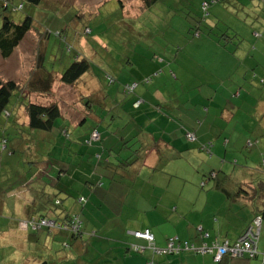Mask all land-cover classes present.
I'll list each match as a JSON object with an SVG mask.
<instances>
[{
    "label": "crops",
    "instance_id": "crops-1",
    "mask_svg": "<svg viewBox=\"0 0 264 264\" xmlns=\"http://www.w3.org/2000/svg\"><path fill=\"white\" fill-rule=\"evenodd\" d=\"M210 1L198 0L194 20L187 17L181 24L178 22L177 35H172L169 41L157 43L153 39L150 46L138 50L135 47L125 62H119V72L121 67L128 70L127 79L117 76L122 84L105 91L86 85L85 96L94 95L101 100L97 106L90 105V113L82 105L81 110L73 108L71 112L81 116L79 121H73L62 112L75 128L87 118L95 117L96 129L102 127L101 148L71 145L75 152L69 153V179L57 173L55 164L42 159L29 163L36 168L28 167L26 174L25 169L19 170L22 176L13 167L5 176L2 173L0 195L3 191L5 195L0 200L2 255H6L7 245L8 255L21 251L22 261L16 260V264H147L149 260L153 264H262L260 255L251 260L224 257L220 262L210 254L191 251L158 255L147 248L146 242L129 234L148 229L156 248H163L170 237L199 246L197 233L201 228L209 234L203 243L232 244L248 228V222L258 216L259 204L255 200L226 197L215 188L217 180L210 176L213 173L220 179L223 173L230 174L240 185H249L250 168L227 169L224 164L227 154L236 153L243 145L248 148L256 145L254 154L264 156V0H224L213 4L207 19L199 21L200 29L192 31L195 19L201 15V4ZM138 3L133 8L146 10ZM212 31L230 36L221 40ZM37 46L36 40L32 65ZM32 65L22 83L30 77ZM153 72L159 73L150 83L140 82ZM134 82H138L134 93L125 95L123 85ZM22 112L20 107L14 109L16 121L26 123L24 113L25 120L19 119ZM7 126L1 120L0 129L5 131ZM248 130L261 136L251 140ZM187 133L195 134L196 140L189 142ZM20 142L22 139L15 136L11 144ZM203 144L208 147L200 151ZM100 150L103 154L97 164ZM125 158L137 163L114 167V162ZM257 173L264 178V171ZM15 174L20 181L16 186L10 181ZM189 176L194 182L200 181L201 191L189 187ZM50 190L55 195L46 199ZM81 195L87 199L82 210L76 201ZM57 199L61 204L52 214L50 209ZM114 205L119 207L121 222H113L117 215L109 208ZM125 205L129 209L123 214L120 208ZM147 211L157 219H143L141 214ZM73 214H80L82 221V233L77 236L46 231L31 233L17 225L34 215L63 218ZM133 244L142 246L144 251L134 254L130 247ZM257 250L264 253L259 239Z\"/></svg>",
    "mask_w": 264,
    "mask_h": 264
},
{
    "label": "rangeland",
    "instance_id": "rangeland-1",
    "mask_svg": "<svg viewBox=\"0 0 264 264\" xmlns=\"http://www.w3.org/2000/svg\"><path fill=\"white\" fill-rule=\"evenodd\" d=\"M138 2L139 0H42L38 6H29L24 3L23 10L11 13V17L15 22H21L26 15H30L33 18L34 28L64 31V36H68L69 41L67 43L69 46L74 51L82 53L91 64L90 71L82 76L80 79L82 81L79 82L77 87L64 86L56 82L52 87L53 96L45 101L32 96V102L48 103L50 101H58L62 112L67 114V118L79 121L81 117L79 113H72L71 111L73 108L81 110L79 99L81 95H85L87 87L90 89L94 85L96 91H105V89L111 90L122 84L123 81H120L117 76L127 79L125 74L128 73V70L121 67V72H119L117 70L120 66L119 62H125L127 57L132 55L131 51L135 47L138 50L139 47L143 49L150 46L149 42L153 39L157 43L169 41L171 36L179 30L176 24L178 22L181 24L187 17L194 20L199 6L198 0H160L149 10L138 11L136 8H133L137 4L139 5ZM165 11L170 14H165ZM76 16L79 19L74 20ZM1 24L2 19L0 17V26ZM85 28L90 30L88 34L84 33ZM250 35L253 36V32H250ZM36 40V33L34 31L29 32L26 34L23 43L15 50L11 57L8 59L0 57V77L5 79L12 78L11 80L16 82L23 81L32 65L33 49ZM47 41L49 45L47 54L49 55L46 57L45 66L50 67L54 71L60 70V68L65 67L70 62L72 55L67 54L60 41L53 38V36L48 38ZM137 41H140L142 44H138ZM61 56H63V59H60ZM114 64H116V69ZM106 74H113L117 77L114 84L110 85L107 83L104 79V75ZM14 105L16 108L18 107L17 102ZM19 116H21L19 117L20 121L25 120L23 112ZM252 118L257 122L254 116ZM95 119L97 118H87L83 124L76 128L68 119H65L63 124L66 126L69 135H71L70 141L75 142L74 138L81 140L88 138L91 130L97 127ZM3 122L6 124L7 120L3 118ZM99 130H102V127ZM13 132V127L5 131L0 129V154L3 155V161L2 163L0 162V179L3 178L2 173L5 176L11 167L14 168V171L16 170L18 175L22 176L19 170L25 169L24 174H26L28 167L36 168L34 164L29 163L39 162L38 160L41 159L46 160L45 163H47L50 158L57 157L55 154L58 152L57 145L53 148L54 143L49 142V140L36 141L40 135L43 137L40 131L34 130L30 136L26 133V135L23 134L20 137V140L22 139V142L19 143L20 145L11 144L16 136L15 134L13 135ZM248 132L251 135V140L256 136H261L255 135L251 130H248ZM52 135L56 137V135ZM6 139L10 142L6 144L2 143V140ZM72 146L87 149L80 142L77 144L72 143ZM255 149L256 145L250 148L245 145L240 146V150L236 153L227 154L228 157H226V163L224 164L228 165L227 169H232V167L238 169L250 168L255 171L253 172V176H256L258 175L257 170L264 171V168H262L264 166V162H262L264 156H260L258 153L257 155L254 154ZM70 152H75V149H69ZM68 157L69 159L71 158L70 156ZM197 162L200 163V161ZM234 162L235 164L233 165ZM190 165L191 163L189 162ZM2 170L3 172H1ZM173 170L176 171L178 169L173 168ZM14 176H11L12 180L10 181L15 186L19 185V177L16 174ZM187 182L189 187L195 186L199 189L200 181L194 182L192 177L189 176ZM8 183L10 182L8 181ZM174 183L181 182L174 180ZM199 190L201 191V189ZM46 195L48 196H46V199H52L55 193L50 190ZM3 198L5 199L4 191L0 195V200ZM109 209L113 214L117 215L113 219V222H121L122 220L118 215V205L111 206ZM128 209L129 207L125 205L120 208V211L126 214ZM147 213L149 212H142L141 216L143 219H157L156 216ZM245 219L248 220V217ZM252 222L253 220H250L247 227H252ZM9 235L5 237L8 238ZM14 235L12 237H15ZM18 236L21 237V234L18 233ZM259 243L260 246H264V221L260 228ZM4 249L7 252L5 256L2 255V251L0 252L2 255H0V264H16V260L22 261V256H20L21 251L17 253L19 256L16 258L17 255H14V253L12 255L7 254L10 253L7 245H5ZM25 264L31 263L26 262Z\"/></svg>",
    "mask_w": 264,
    "mask_h": 264
},
{
    "label": "trees",
    "instance_id": "trees-1",
    "mask_svg": "<svg viewBox=\"0 0 264 264\" xmlns=\"http://www.w3.org/2000/svg\"><path fill=\"white\" fill-rule=\"evenodd\" d=\"M141 2L142 7L145 9L153 7L157 2L160 0H139ZM224 0H211L210 2H203L200 7L201 15L196 18V24L192 31L199 30L200 25L203 20L207 19L209 16L208 9L211 5L216 3H221ZM42 0H0V17L2 19V24L0 26V57L3 59H8L13 55L14 50L19 46L20 42L25 38L26 34L29 32L34 31L36 33V38L38 41L37 51L35 53L34 63L30 70V77L25 83L16 82L11 80L12 78H2L0 77V122L3 121V118L7 120L8 130L10 127H13V135L15 134L20 138L23 134L31 135L32 131H40L43 137L40 135L36 141H43L49 140V142L54 143V146L57 145L58 152L56 154V158H50L49 161L55 164L58 167L57 173L60 176L69 179V175H67L70 171L69 167L70 159L68 156L69 149L72 143L77 144L80 142L82 146L85 148H91L94 146L100 147V143L102 141L101 133L99 132L98 128L93 129L88 138L84 139H76L74 138L75 142L70 141L71 135L64 126L65 119L63 117V113L58 101H50L46 103L41 102H32L30 100L31 96H36L38 99L46 100L49 97L53 96V84L58 82L64 86L70 87H77L82 76L87 74L91 69V64L89 60L80 52L74 51L69 44L67 43L68 36H64V31L59 30H50V29H37L33 26V18L30 15H26L21 22H15L12 17L11 13L16 11H21L24 9V3L29 6H38ZM205 4V6H204ZM79 19L76 16L74 20ZM200 21V22H199ZM198 22V23H197ZM200 24V25H199ZM89 29L85 28L84 33L88 34ZM197 31H195L197 33ZM214 36L218 39H224L225 35L229 37L230 35L225 32H216L212 31ZM220 34V35H218ZM56 38L60 41V44L63 46V49L66 50L67 54L72 55L70 62L65 66L57 70L56 72L52 70L50 67L45 66L46 57L49 55V45H48V38L52 37ZM71 52V53H70ZM63 59V56L60 59ZM60 71V72H59ZM59 72V73H58ZM159 72H153L151 75L144 77L140 82L143 84H148L152 81L153 78L157 77ZM107 83L112 85L115 83L117 77L111 74L104 75ZM80 80V81H79ZM133 88H130L133 86ZM138 82L134 83H127L123 85V93L125 95H131L134 93ZM83 109L86 112H89V107L92 103L99 105L101 103L100 98L97 96L92 95H81L79 99ZM11 102V103H10ZM17 102L18 107L23 109V113L27 118L26 123H19L16 121V117L14 114L15 103ZM97 108V107H95ZM94 108V109H95ZM96 110V109H95ZM90 113V112H89ZM12 120H10V118ZM9 118V119H8ZM85 120V119H84ZM85 122V121H83ZM94 131H97L99 134L98 141H91V135ZM25 134V135H26ZM46 134V135H44ZM52 134L56 135L53 136ZM188 135H192V139L188 138ZM63 139V140H62ZM186 139L189 142H193L196 140L195 134L187 133ZM66 140V142H64ZM61 141V142H60ZM68 141V142H67ZM7 143L8 139L2 140V143ZM1 146V142H0ZM208 147V144H203L200 146V151H205ZM62 149V150H60ZM53 150V149H52ZM60 150V151H59ZM69 154V155H67ZM102 150L98 156H96L97 164L101 163L102 158ZM46 155V154H45ZM66 155V156H64ZM134 156V155H133ZM133 158V157H132ZM130 159H119L117 162H114V167H118L120 165L126 164L129 162ZM103 163V162H102ZM137 161L129 162L128 166L136 164ZM107 164V163H103ZM111 164V163H110ZM109 168H111L109 166ZM249 171L252 175V182L249 185H240L239 182L235 180V178L230 174L223 173L222 178L217 179L216 174L214 180H217L215 183V188L223 193L226 197H244L245 199H253L255 203L259 204L257 209V215L260 216L262 222L264 221V178H259L258 175L253 176V171L250 169ZM213 174V173H212ZM211 174V175H212ZM59 175L57 179H59ZM211 177V176H210ZM254 179V180H253ZM69 186V184H68ZM70 187V186H69ZM236 187V190L233 188ZM82 199L81 201H79ZM77 203L80 205L81 210L83 209L84 205L87 203V199L85 196H79L76 199ZM61 201L59 199L54 200L52 204V209L50 212L54 214L55 210L59 208ZM75 217L78 218L79 222V231L73 232V230L69 227L71 222ZM54 221L56 224H60V228L51 229L48 227H40L39 224L41 221ZM27 228L26 230L31 233H38L40 231L46 232H61L66 233L72 236H77L82 233V221L80 219V214H73L70 216H61L57 218L47 217V215H34L26 219ZM21 221L17 222L18 227L20 226ZM67 225L66 228H62L61 226ZM35 226V227H34ZM69 227V228H68ZM198 234V233H197ZM228 257V256H225ZM249 258L247 256L242 257L247 258L249 260L257 258ZM224 258V257H223ZM222 258V259H223ZM39 264H49L47 262H41Z\"/></svg>",
    "mask_w": 264,
    "mask_h": 264
},
{
    "label": "built area",
    "instance_id": "built-area-1",
    "mask_svg": "<svg viewBox=\"0 0 264 264\" xmlns=\"http://www.w3.org/2000/svg\"><path fill=\"white\" fill-rule=\"evenodd\" d=\"M205 6V4H204ZM131 86L130 88H133ZM189 139H192V135H188ZM99 134L97 131H94L91 135V141H98ZM215 174L211 175V178H214ZM80 199L79 201H81ZM78 218L72 220L71 225L69 227L73 230V232L79 231V222ZM252 227H248L242 235L232 244L228 242H223L219 244L218 242L214 241L211 244L203 243V239L208 238L209 234L202 232L201 228H198V237L201 241L199 246H195L192 243H189L186 240H182L178 237H170L166 240V245L163 248H156L154 245V237L152 233L145 229L143 231H133L129 234L135 238L136 240H141L146 242L147 248H149L152 253L158 255H174L178 254L183 251H191L195 254L206 255L210 254L213 256L216 262H220L223 257L228 256L231 258H242L247 256L249 258H253L256 256H261V263L264 264V253H259L257 250V242L259 239L260 228L262 225V220L260 216H256L253 219ZM27 222H21L20 226L24 229L27 228ZM40 227H48L51 229L60 228V224H56L54 221H46L43 220L39 224ZM35 227V226H34ZM62 228H66L67 225L61 226ZM68 227V228H69ZM131 251L134 254H140L144 251L142 246L138 245H131ZM147 264H153L152 260H149Z\"/></svg>",
    "mask_w": 264,
    "mask_h": 264
}]
</instances>
